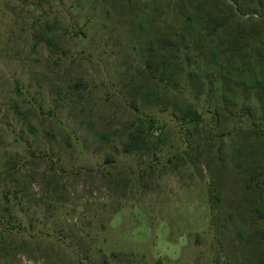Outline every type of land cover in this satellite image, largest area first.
<instances>
[{
  "label": "rangeland",
  "instance_id": "rangeland-1",
  "mask_svg": "<svg viewBox=\"0 0 264 264\" xmlns=\"http://www.w3.org/2000/svg\"><path fill=\"white\" fill-rule=\"evenodd\" d=\"M166 4L0 0V264H264V140L241 103L142 81Z\"/></svg>",
  "mask_w": 264,
  "mask_h": 264
},
{
  "label": "trees",
  "instance_id": "trees-1",
  "mask_svg": "<svg viewBox=\"0 0 264 264\" xmlns=\"http://www.w3.org/2000/svg\"><path fill=\"white\" fill-rule=\"evenodd\" d=\"M18 1L26 4V0ZM165 1L169 22L165 19L158 24L162 27L157 36L148 33L142 81L171 92L188 88L197 97L215 93L221 102L232 99L234 105L241 103L238 114L247 118L256 139L264 140V129L249 112L252 104H257L264 115V0ZM1 7L12 12L17 9L9 3ZM15 17L24 26L23 11ZM163 26H169L168 30ZM145 101L143 107L149 105ZM180 113L186 125L197 126L203 121L192 105ZM142 119L151 127L156 121L149 114ZM130 138L127 152L134 150L143 136L137 132Z\"/></svg>",
  "mask_w": 264,
  "mask_h": 264
},
{
  "label": "crops",
  "instance_id": "crops-1",
  "mask_svg": "<svg viewBox=\"0 0 264 264\" xmlns=\"http://www.w3.org/2000/svg\"><path fill=\"white\" fill-rule=\"evenodd\" d=\"M0 10H1V8H0Z\"/></svg>",
  "mask_w": 264,
  "mask_h": 264
}]
</instances>
